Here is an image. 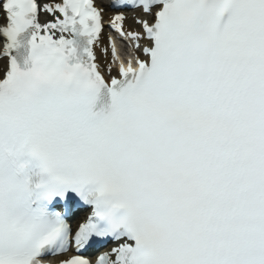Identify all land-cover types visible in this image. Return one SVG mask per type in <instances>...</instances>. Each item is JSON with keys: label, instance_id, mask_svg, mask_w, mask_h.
<instances>
[{"label": "snow or ice", "instance_id": "obj_1", "mask_svg": "<svg viewBox=\"0 0 264 264\" xmlns=\"http://www.w3.org/2000/svg\"><path fill=\"white\" fill-rule=\"evenodd\" d=\"M0 264H264V0H0Z\"/></svg>", "mask_w": 264, "mask_h": 264}]
</instances>
